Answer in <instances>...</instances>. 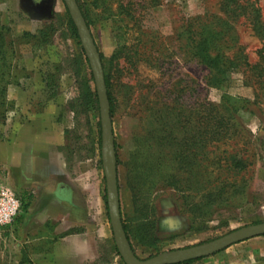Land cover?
I'll use <instances>...</instances> for the list:
<instances>
[{"label":"rangeland","instance_id":"rangeland-1","mask_svg":"<svg viewBox=\"0 0 264 264\" xmlns=\"http://www.w3.org/2000/svg\"><path fill=\"white\" fill-rule=\"evenodd\" d=\"M249 1L258 2L264 16V0ZM78 2L109 80L120 217L132 253L144 260L264 222L263 90L240 74L232 75L227 88H212L206 84L208 71L190 57L187 24L205 13L221 16V0H99L97 8L92 0ZM0 25L8 29L11 43L1 138L10 136L23 113L36 115L44 134L64 136L70 166L100 172L102 203L88 224L93 242L87 264H123L112 251L99 110H76L79 86L93 91L94 81L62 0H0ZM235 28L254 62L264 41L253 36L245 20L239 19ZM224 95L241 100L235 133L205 143L203 136H183L186 128L198 126L206 108L218 109ZM166 128L171 136H165ZM231 158L241 160L244 169H229ZM222 187V197H208ZM6 234L0 230V264L25 259L44 264L31 256L29 245L20 248L24 241ZM246 241L192 264L264 261V245L255 250L243 247Z\"/></svg>","mask_w":264,"mask_h":264},{"label":"crops","instance_id":"crops-1","mask_svg":"<svg viewBox=\"0 0 264 264\" xmlns=\"http://www.w3.org/2000/svg\"><path fill=\"white\" fill-rule=\"evenodd\" d=\"M14 121L10 136L0 140V182L20 199L22 211L4 228L6 235L24 241L20 248L29 245L31 256L44 264H87L93 242L88 229L94 207L102 203L100 172L70 166L63 151L64 136L53 131L44 134L36 115L23 113ZM242 245L260 250L264 236Z\"/></svg>","mask_w":264,"mask_h":264},{"label":"trees","instance_id":"trees-1","mask_svg":"<svg viewBox=\"0 0 264 264\" xmlns=\"http://www.w3.org/2000/svg\"><path fill=\"white\" fill-rule=\"evenodd\" d=\"M92 1L93 2L91 4L93 7L97 8L99 0ZM151 1L158 3L159 0ZM76 3L88 28V18L82 10L78 0H76ZM220 4V12L222 13L221 16L205 13L202 16L191 18V21L187 24L191 41L190 57L208 71L206 81L208 86L212 88H227L231 83L233 74L249 75L251 78L255 79L253 85H260L261 87L259 88L263 90L264 94V48L258 49L256 51L257 59L254 62H250L248 54L244 52L243 46L240 45V38L235 28V24L239 19L245 20L248 23L253 36L257 40L264 41V16L262 14V8L259 6L258 2L249 0H221ZM65 11L71 34L76 40L81 54L84 55L76 29L66 8ZM7 33L8 29L0 25V119H3L6 113L4 108V95L6 91L5 84L9 69L11 70V65L9 64L11 53L8 49L11 43L7 39ZM100 61L103 70L106 94L109 101V112L111 118L113 114V99L109 91V80L104 73L101 56ZM85 63L88 64L86 58ZM77 74L78 73H76V75ZM90 80L93 81L91 73ZM78 89L79 91L75 101L78 109L76 110L83 114L87 112H97L99 110V106L95 88L93 91L88 92L82 90L81 86H79ZM240 105V99L224 95L221 98L218 109L208 111L206 108L203 117L200 118L198 126H193L190 129L186 128L183 136H203V143L211 140L212 138H224L225 136H231L235 133V130H233L235 124L233 123L234 115L239 111ZM158 126L161 128L160 131L162 130L163 132L164 130L162 128L164 126ZM168 130L169 129L166 128L165 136H171L167 133ZM207 155L208 153H205L206 162H208ZM116 161L118 163L117 157ZM228 167L232 170L241 171L245 166L241 160L231 158L228 160ZM223 187L219 192H216V194H210L208 197H222V194H225ZM218 189L219 188H216V190ZM121 222L128 245L130 246L126 224L122 221V219ZM112 251L119 257L114 244L112 246ZM199 260L188 261L181 264H192ZM24 262L29 264L28 259L20 261L18 264H23Z\"/></svg>","mask_w":264,"mask_h":264},{"label":"water","instance_id":"water-1","mask_svg":"<svg viewBox=\"0 0 264 264\" xmlns=\"http://www.w3.org/2000/svg\"><path fill=\"white\" fill-rule=\"evenodd\" d=\"M62 2L76 29L94 81L99 106L100 158L105 182L107 214L113 242L123 264H181L211 256L242 241L264 236V222H262L230 231L209 242L164 252L144 260L132 253L120 217L112 123L100 57L76 0H62Z\"/></svg>","mask_w":264,"mask_h":264},{"label":"built area","instance_id":"built-area-1","mask_svg":"<svg viewBox=\"0 0 264 264\" xmlns=\"http://www.w3.org/2000/svg\"><path fill=\"white\" fill-rule=\"evenodd\" d=\"M22 211L20 199L14 192L0 184V230L11 225Z\"/></svg>","mask_w":264,"mask_h":264}]
</instances>
